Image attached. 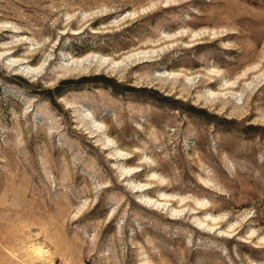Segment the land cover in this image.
I'll list each match as a JSON object with an SVG mask.
<instances>
[{
    "label": "rangeland",
    "instance_id": "obj_1",
    "mask_svg": "<svg viewBox=\"0 0 264 264\" xmlns=\"http://www.w3.org/2000/svg\"><path fill=\"white\" fill-rule=\"evenodd\" d=\"M0 264H264V0H0Z\"/></svg>",
    "mask_w": 264,
    "mask_h": 264
}]
</instances>
